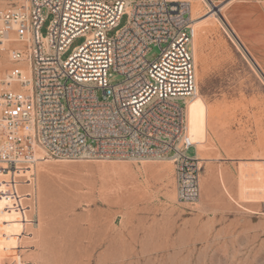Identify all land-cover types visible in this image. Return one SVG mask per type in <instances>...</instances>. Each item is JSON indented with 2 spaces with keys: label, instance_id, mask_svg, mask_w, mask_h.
<instances>
[{
  "label": "built area",
  "instance_id": "2783aa9c",
  "mask_svg": "<svg viewBox=\"0 0 264 264\" xmlns=\"http://www.w3.org/2000/svg\"><path fill=\"white\" fill-rule=\"evenodd\" d=\"M3 1L7 2L0 5L4 208H16L27 218L24 200L31 194L20 192V178L32 184L39 156L42 160L169 158L175 164L178 201L194 205L201 194L203 163L198 155H187L196 145L186 127V107L197 90L191 0ZM49 14L53 18L43 34ZM124 15L128 22L117 29ZM80 36L85 37L83 44L63 59ZM152 46L161 50L153 59ZM115 74L121 80L113 81Z\"/></svg>",
  "mask_w": 264,
  "mask_h": 264
},
{
  "label": "rangeland",
  "instance_id": "374dc122",
  "mask_svg": "<svg viewBox=\"0 0 264 264\" xmlns=\"http://www.w3.org/2000/svg\"><path fill=\"white\" fill-rule=\"evenodd\" d=\"M199 1L202 30L192 49L197 55L195 96L203 104L198 144L203 154L211 143L210 110L220 118L227 142L241 139L249 110L264 108V81L229 33L228 25L235 30L230 0L210 2L215 7ZM220 7L219 17H213L212 10ZM52 18L49 14L43 34ZM127 22L124 15L117 29ZM84 41L77 37L63 59ZM160 51L152 46L149 58ZM121 78L115 74L112 80ZM195 148L187 155L195 156ZM204 168L200 198L190 205L177 199L175 164L169 158L39 160L31 185L20 178V192L31 194L24 200L30 221L20 241L22 263L264 264V159L235 163L228 176L211 179L209 191ZM13 214L16 224L0 222L4 264H16V253L4 249L13 239L3 238L22 228L19 211Z\"/></svg>",
  "mask_w": 264,
  "mask_h": 264
},
{
  "label": "crops",
  "instance_id": "0c3cea01",
  "mask_svg": "<svg viewBox=\"0 0 264 264\" xmlns=\"http://www.w3.org/2000/svg\"><path fill=\"white\" fill-rule=\"evenodd\" d=\"M215 1L222 0H209ZM216 4V3H215ZM222 7L218 10L220 11ZM229 9L231 16L235 18L232 25H227L237 34L247 46L258 65L264 72V0H230ZM215 111L210 110L208 116V133L211 136V143L208 149L201 154L196 149V155L203 161L204 187L210 190L212 178L225 177L230 174L233 165L240 161L264 159V108H251L246 120V132L242 138L227 142L220 129V118L214 115ZM211 128V131H210ZM206 177V178H205Z\"/></svg>",
  "mask_w": 264,
  "mask_h": 264
},
{
  "label": "bare ground",
  "instance_id": "6f19581e",
  "mask_svg": "<svg viewBox=\"0 0 264 264\" xmlns=\"http://www.w3.org/2000/svg\"><path fill=\"white\" fill-rule=\"evenodd\" d=\"M204 2L207 3L208 6L211 7H215L216 5H214L212 3V5L210 4L209 0H203ZM200 7V1L199 0H191V15L192 18L194 20L195 23V35L193 38V46L195 48L196 43H197V39L199 34L201 33L202 27L199 23V17L198 15V10ZM210 7V8H211ZM212 16L216 18H218L219 16V10H212ZM218 11V12H217ZM220 19H221V15H220ZM221 22L224 24V26H226V22L223 20V18L221 19ZM229 33L232 35V37L234 38V40L236 41V43L238 44V46L243 50V52L247 55L248 59L250 60L252 66L254 67V69L256 70V72L258 73V75L260 76V78L264 81V72L262 71L261 67L258 65V63L256 62V60L254 59V57L251 55V53L249 52L247 46L242 42V40L238 37V35L229 27L228 28ZM194 55H195V61L197 59V55L194 51ZM196 95V93H195ZM193 96L192 100L188 102L187 104V109H186V115H187V132L190 135L192 141L196 144L195 146L197 147V149H199V142L201 140V132H200V116L202 113V108H203V104L201 102L200 99H198L197 96ZM39 159H41V156H39ZM204 189V187H203ZM29 197V196H28ZM17 209L15 208H11V209H6L4 208V203L3 201H1L0 204V222L2 224H4L5 226L9 225V224H16L17 220L14 217L13 211H15ZM28 221H30L28 219V217L26 219L22 218L20 215V220L18 221L19 224L22 225V228L16 232V233H4L3 234V238L7 241H10V239H13V242H8L5 244L4 249L5 252L7 251H12L16 253L15 259L14 261L16 262V264H23L22 263V256H21V245H20V241L22 239V236L24 235V230L26 225L28 224ZM0 264H4V257L3 255H0Z\"/></svg>",
  "mask_w": 264,
  "mask_h": 264
}]
</instances>
